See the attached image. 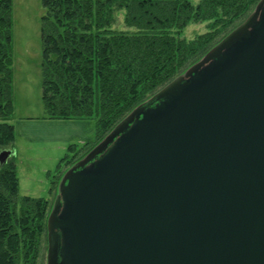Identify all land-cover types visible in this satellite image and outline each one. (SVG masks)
Segmentation results:
<instances>
[{
  "label": "water",
  "instance_id": "1",
  "mask_svg": "<svg viewBox=\"0 0 264 264\" xmlns=\"http://www.w3.org/2000/svg\"><path fill=\"white\" fill-rule=\"evenodd\" d=\"M57 192L47 264H264V0Z\"/></svg>",
  "mask_w": 264,
  "mask_h": 264
},
{
  "label": "trees",
  "instance_id": "2",
  "mask_svg": "<svg viewBox=\"0 0 264 264\" xmlns=\"http://www.w3.org/2000/svg\"><path fill=\"white\" fill-rule=\"evenodd\" d=\"M41 1L42 116L95 119L93 141L67 146L77 161L244 22L260 0ZM11 6L0 0V152L13 151L15 141ZM118 13L124 29L113 28ZM190 21L208 22L206 31L181 37ZM14 157L0 165V264H35L51 202L19 193Z\"/></svg>",
  "mask_w": 264,
  "mask_h": 264
},
{
  "label": "rangeland",
  "instance_id": "3",
  "mask_svg": "<svg viewBox=\"0 0 264 264\" xmlns=\"http://www.w3.org/2000/svg\"><path fill=\"white\" fill-rule=\"evenodd\" d=\"M197 1L192 0L194 4ZM11 2L14 112L10 122L14 125L18 153L14 160L19 193L49 199V216L58 193V182L76 162L71 159L73 155L66 152L67 146L93 141L95 119H43L41 17L44 8L41 0ZM207 23L190 21L180 36L192 39L206 31ZM113 28L124 29L122 13L117 14ZM62 157L64 160L59 162ZM47 246V236L46 240L43 236L35 264H47Z\"/></svg>",
  "mask_w": 264,
  "mask_h": 264
},
{
  "label": "crops",
  "instance_id": "4",
  "mask_svg": "<svg viewBox=\"0 0 264 264\" xmlns=\"http://www.w3.org/2000/svg\"><path fill=\"white\" fill-rule=\"evenodd\" d=\"M43 119H44V118H43ZM44 120H49V119H44ZM13 151L15 152V155H14V156H15V157L18 156L17 148L15 147V143H14V149H13Z\"/></svg>",
  "mask_w": 264,
  "mask_h": 264
}]
</instances>
